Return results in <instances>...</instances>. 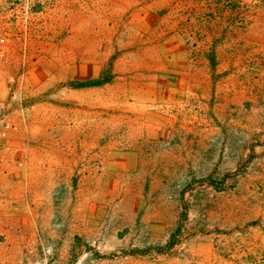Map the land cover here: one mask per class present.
Returning <instances> with one entry per match:
<instances>
[{
  "label": "rangeland",
  "instance_id": "rangeland-1",
  "mask_svg": "<svg viewBox=\"0 0 264 264\" xmlns=\"http://www.w3.org/2000/svg\"><path fill=\"white\" fill-rule=\"evenodd\" d=\"M0 264H264V0H0Z\"/></svg>",
  "mask_w": 264,
  "mask_h": 264
},
{
  "label": "bare ground",
  "instance_id": "bare-ground-1",
  "mask_svg": "<svg viewBox=\"0 0 264 264\" xmlns=\"http://www.w3.org/2000/svg\"><path fill=\"white\" fill-rule=\"evenodd\" d=\"M56 167V166H55ZM58 167V166H57ZM47 169V168H46ZM52 169V168H51ZM53 172V171H52ZM49 174V173H48ZM39 175L40 176H43L40 172H39ZM46 176V175H45ZM48 176V175H47ZM51 178V177H50ZM85 200V199H84Z\"/></svg>",
  "mask_w": 264,
  "mask_h": 264
}]
</instances>
